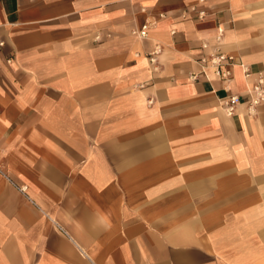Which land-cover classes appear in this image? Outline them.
Wrapping results in <instances>:
<instances>
[{
	"label": "crops",
	"instance_id": "1",
	"mask_svg": "<svg viewBox=\"0 0 264 264\" xmlns=\"http://www.w3.org/2000/svg\"><path fill=\"white\" fill-rule=\"evenodd\" d=\"M0 38V264H264V104L196 62L264 72V0H0Z\"/></svg>",
	"mask_w": 264,
	"mask_h": 264
},
{
	"label": "built area",
	"instance_id": "2",
	"mask_svg": "<svg viewBox=\"0 0 264 264\" xmlns=\"http://www.w3.org/2000/svg\"><path fill=\"white\" fill-rule=\"evenodd\" d=\"M201 1L203 2L204 0ZM195 9L196 8H192L193 11H195ZM198 14L201 19L205 17V12H199ZM154 25V22H146L141 27L134 30L133 35L137 39L146 40L148 39L149 33ZM223 36L224 29L218 28L215 41L218 43L221 42ZM6 45V42L0 38V56L4 53ZM202 49L209 50L210 45L207 42H204L202 44ZM161 52L162 47L157 45L146 55V59L148 60L149 64L154 67V70L157 69L158 57L160 56ZM11 62L12 59H7L8 64H11ZM196 62L201 68V75H206L208 70H212L214 74L225 83L224 87L228 93L220 100V105L222 110L229 117L234 116L239 107L244 103L243 96L241 94H232L230 92L229 85L233 79V69L236 67L241 68L245 80L251 84L250 88L247 90V96L249 97L248 101L246 102L247 110L250 115H257L259 107L264 104V72H252L247 65L238 62L234 56L228 55L218 48L209 50L207 55L201 57ZM199 75L192 74L190 79L198 80ZM21 191L25 192L26 187L22 188Z\"/></svg>",
	"mask_w": 264,
	"mask_h": 264
}]
</instances>
